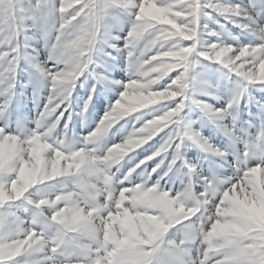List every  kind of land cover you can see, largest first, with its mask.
<instances>
[{
	"label": "clouds",
	"instance_id": "1",
	"mask_svg": "<svg viewBox=\"0 0 264 264\" xmlns=\"http://www.w3.org/2000/svg\"><path fill=\"white\" fill-rule=\"evenodd\" d=\"M133 6L131 0L127 10L113 0H59V4L56 0H18L17 15L27 30L29 21L37 22L25 9H42L39 23L49 55L40 71L51 86L35 128L21 132L23 140L19 136L0 140V203L28 194L41 204L54 197L51 203L56 205L62 202L57 193L63 186L76 188L83 207L71 209L70 216L59 220L63 229L53 236L54 251L66 259L86 257L92 248L108 250L116 244L117 251L109 256V264H155L157 253L173 245L184 264H264V160L244 152L241 168L237 162L229 164V151L214 147L211 155L223 162L218 167L226 172L228 165L234 172L214 174L205 182L196 165H190L187 173L175 165L165 168L167 152L158 148L120 177L125 162L135 160L138 150L161 132L181 135L178 148H183L186 141L194 143L193 133L202 136L184 125L181 115L189 103L197 108L203 103L193 96L189 73V67L193 68L201 58L241 61L240 67L245 69L244 79L238 82L237 91L227 104V116L233 121L231 136H236L241 101L250 86H264V5L254 16L240 4L221 0H180L174 12L158 9L151 0H144L139 15L132 19L124 47L118 49L114 41L121 37L112 33L110 20L117 9L131 17ZM13 8L12 0H0V43H10L15 38ZM73 10L77 14L70 16ZM218 18L240 28L253 42L240 44L239 37H233L235 45L211 43L209 38L220 39L221 34L211 29L208 22L219 24ZM220 27L223 29L224 25ZM133 28L139 37L134 43ZM106 47L126 51L127 83L110 81L95 73L94 66H100L98 59L110 57ZM16 66L13 63V81L0 93V97L9 96V106L15 96ZM83 77L96 81L80 113L84 119L97 84L111 82L123 90L95 129L77 140L69 135L71 115L62 132L60 124L73 106V93ZM153 108L158 114L149 111ZM144 115L151 118L134 125L120 142L108 143L114 129L120 126L119 131L123 132L124 122L130 117L137 116L139 121ZM257 136L264 137V120L257 134L242 142ZM158 156L164 159L149 171V162ZM162 169L165 170L154 188H149L147 194L141 192ZM173 175L182 185L175 196L161 186L165 177ZM136 176L139 183H134ZM61 177L67 179L58 181ZM194 177H199L202 184L198 185ZM126 181L135 184L136 191L127 196L125 193L133 191L127 188L116 197V189ZM9 182V190L3 191ZM198 187L202 190L198 191ZM89 188L101 195L107 191L109 199L116 200V214L107 212L108 201L90 197ZM164 196L168 197L166 202H162ZM125 201L127 208H123ZM58 216L59 213L51 219L57 221ZM22 250L23 245L0 247V264L20 256ZM22 264L31 261L25 259Z\"/></svg>",
	"mask_w": 264,
	"mask_h": 264
},
{
	"label": "rangeland",
	"instance_id": "2",
	"mask_svg": "<svg viewBox=\"0 0 264 264\" xmlns=\"http://www.w3.org/2000/svg\"><path fill=\"white\" fill-rule=\"evenodd\" d=\"M223 3L240 4L246 7L254 16L261 12V5H264V0H221ZM59 4V0H56ZM219 24L208 22L209 27L220 33V39L216 37L209 38L211 43L236 44L233 37H239L240 44H248L253 42V38L241 31L240 28L228 23L223 18H218ZM132 23V18L123 10H114L113 17L110 20L112 33L121 37L119 41H114L118 49L124 47V38L127 36ZM220 25H224L222 29ZM28 39L25 41L22 37V43L26 44L23 49V56L19 62V69L16 76L15 96L6 113L4 119H0V127L7 125L8 130L12 133L23 132L35 128V121L39 117L47 98L50 95V81H47L40 71V66H43L48 60L49 50L46 47V42L43 37V27L41 23L33 24L28 22V30L25 33ZM258 42V41H257ZM187 43V42H186ZM105 56L98 59L99 67L94 66V71L97 76H106L110 81H121L127 83L129 76L126 73L127 68V53L114 50L106 47ZM51 67V64H47ZM175 74H173L174 76ZM191 89L196 100L202 101L210 105L214 110L226 109L230 99L237 91L239 79L229 73L222 65L212 63L205 60H200L194 65L191 72ZM96 81L87 77L81 78L72 97V108L68 113H65L64 119L60 124V131H63L64 124L68 122V116H72V122L69 126V135L75 139L86 136L89 132L95 129L100 119L111 108V105L118 98L119 92L123 90L122 86H118L111 82L97 84L96 93L94 94L92 106L89 109L87 118L84 119L80 113L84 102L89 95H92V85ZM5 102L4 97H0V105ZM152 114H158L157 109L149 110ZM142 115V114H138ZM184 125L190 127L194 132L202 134L203 138L207 139L212 145L221 150H227L231 153L229 164H234L237 160L238 152L243 150L244 143L242 140H247L249 135L255 136L260 127L261 121L264 120V86L254 85L249 87L248 94L244 97L240 104V122L236 129V136H231L228 132L233 130V121L231 116H227L222 121L213 122L209 119L200 108L195 105L188 104L182 112ZM151 115H144L143 119L137 120V116L130 117L124 124L126 125L123 132L119 131V127L113 130L108 143L120 142L133 128L139 126L143 120L150 119ZM241 129H243L241 131ZM169 131V129H165ZM165 139L164 132L146 145L143 149L138 150L135 154V160L131 163L128 161L123 165L120 177L122 178L129 168L135 163L151 155L158 149L160 144ZM261 147H264L262 145ZM183 159L176 166L177 169H182L187 173L188 165H196L197 171L203 177H210L214 174L231 175L234 168L228 167L226 172H223L218 166L223 163L219 158L212 156L210 153L202 151L196 144L191 141H186L182 148ZM171 158V154H170ZM159 157L156 158L158 160ZM156 160L149 162V171L155 166ZM158 172L152 177L150 184H154L160 179L163 174ZM134 183H139L138 176L134 177ZM197 184H202L199 177H194ZM124 186H132L126 182ZM161 186L165 190L178 192L181 189V181L173 176L165 177L161 181ZM197 190H202L200 187ZM62 206V205H61ZM12 211L23 219L29 218V213L24 211L23 207L13 208Z\"/></svg>",
	"mask_w": 264,
	"mask_h": 264
},
{
	"label": "snow or ice",
	"instance_id": "3",
	"mask_svg": "<svg viewBox=\"0 0 264 264\" xmlns=\"http://www.w3.org/2000/svg\"><path fill=\"white\" fill-rule=\"evenodd\" d=\"M85 2H87V0H85ZM151 2L154 3L158 9L174 12L180 3V0H151ZM12 3L14 5L12 14L16 17V35L10 43H0V56L4 57L3 60H0V93H4L8 85L13 81V63L17 65L15 67L16 80L19 62L23 56V49L26 47V44L22 43L21 38L23 37L25 41L28 39L25 35L27 28L22 27L15 8L18 0H12ZM113 3L117 6H123V8L127 10L129 0H113ZM131 3L134 5L131 8V17L135 20V17L139 15L140 12L139 6L144 3V0H131ZM25 11L28 13L30 18L35 20L37 23L42 20V9H25ZM76 14L77 10H73V12L69 15L75 16ZM131 32V42L134 43L139 37L135 28L131 29ZM157 35L160 34L157 33ZM2 40L3 37H0V41ZM158 51L159 49L154 51L152 54L156 55ZM201 59L205 60L203 58ZM205 61L222 65L229 73L235 75L239 81L244 79L243 73L245 69L240 67L241 61H233L231 63L227 61H217L216 59ZM191 70L192 67H189V73ZM4 98V104L0 105V119H4L6 117V113L9 108V96L4 95ZM181 99H183V97H181ZM177 103H179V101H177ZM199 107L213 122L222 121L227 116V108L214 110L206 103L200 104ZM0 130H2V133H0V140H3L8 136H19L21 140L24 139L21 132H10L7 125L0 127ZM228 134L231 135L232 132H228ZM164 137L165 139L158 148L161 151L167 152L168 158L165 160V168L172 167L173 165L177 166L182 160V147L178 148L177 145H180L183 137L178 135L176 132L165 133ZM192 140L202 151L210 154L213 153L215 146L209 141H206L202 136L193 133ZM262 145H264V137L262 136H257L244 143L243 150L238 152L236 160L237 164L241 168L243 167L245 162L243 158L244 152H250L258 160H264V147H261ZM158 157L159 159L156 160V164H158L160 160L164 159V156ZM188 167H190V165H188ZM237 178H239V175H237ZM66 179L67 178L65 177H61L58 178V181ZM203 179L207 182L209 177H203ZM58 181H51L49 183L55 184L58 183ZM126 182L116 189V197L119 196L121 191L127 188L133 190L132 192L125 193L127 196L133 195V192L136 191L135 184H132L130 187L124 186ZM9 188L10 182L8 187L3 188L2 190L8 191ZM149 188H154V184H148L140 191L147 194V190ZM87 191L89 192L90 197H99L100 199L108 201L107 212H111L113 215L116 214V200L109 199L107 191H105L102 195L94 192L91 188L87 189ZM57 194L62 197V202L56 205L51 203L54 197L46 198V202L41 204L38 199H32L28 194H25V196L19 200L7 199L3 203H0V247L5 245H23L21 255L17 256L13 260L5 261V264H22V261L25 259H30L31 264H109V256L114 255L117 251L116 244L108 250L92 248L86 257L79 256L66 259L65 257L57 255L54 251L56 249V243L54 242L53 236L58 230L63 229V225L58 223V221L63 219L65 216H70L71 209L83 207V204L78 199L79 191L70 184L63 186ZM172 194L175 196L176 192L172 191ZM167 200V196L162 197V202H166ZM16 207H23L24 211L29 213V218L26 220L17 216L12 211V209ZM127 207H129V205L128 202L125 201L123 208ZM65 208H67V210H64ZM58 213L59 216L57 217V221H53L51 217L57 215ZM102 215L106 216L107 213H102ZM116 243L119 242L117 241ZM155 264H184V261L183 257L175 249V247L173 245H169L167 248L161 249L157 253Z\"/></svg>",
	"mask_w": 264,
	"mask_h": 264
}]
</instances>
